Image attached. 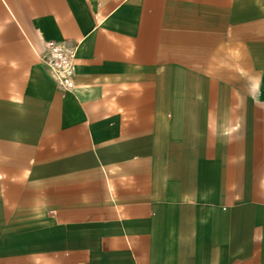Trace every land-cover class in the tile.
<instances>
[{"label":"crops","instance_id":"obj_1","mask_svg":"<svg viewBox=\"0 0 264 264\" xmlns=\"http://www.w3.org/2000/svg\"><path fill=\"white\" fill-rule=\"evenodd\" d=\"M0 264H264V0H0Z\"/></svg>","mask_w":264,"mask_h":264},{"label":"built area","instance_id":"obj_2","mask_svg":"<svg viewBox=\"0 0 264 264\" xmlns=\"http://www.w3.org/2000/svg\"><path fill=\"white\" fill-rule=\"evenodd\" d=\"M41 59L50 69L60 88L70 90L75 87L73 48L49 40L46 42Z\"/></svg>","mask_w":264,"mask_h":264}]
</instances>
